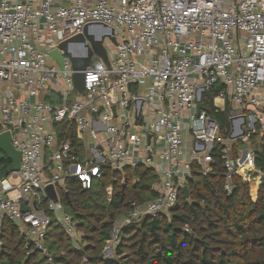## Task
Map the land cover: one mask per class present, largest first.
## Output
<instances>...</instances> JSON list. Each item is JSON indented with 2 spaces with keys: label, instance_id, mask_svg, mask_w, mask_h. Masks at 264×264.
Returning a JSON list of instances; mask_svg holds the SVG:
<instances>
[{
  "label": "built area",
  "instance_id": "obj_1",
  "mask_svg": "<svg viewBox=\"0 0 264 264\" xmlns=\"http://www.w3.org/2000/svg\"><path fill=\"white\" fill-rule=\"evenodd\" d=\"M53 3L0 0V134L10 131L21 153L20 170L0 181V239L8 219L27 251L47 254L48 211L75 243L78 222L59 195L51 200L47 187L58 194V186L74 178L91 189L104 168L144 165L159 177V195L118 218L103 256L117 250L125 226L169 217L194 164L212 173L218 148L228 192L235 177L248 184L262 180L256 157L264 156V0ZM87 25L97 40L108 33L103 25L113 28L117 45L104 39L110 67L94 54L81 93L69 58L62 52V69L50 52ZM70 51L88 56L82 43L70 44ZM207 106L226 113L229 130L222 133ZM72 131L84 147L80 157L73 153ZM107 192L112 197L113 187ZM24 202L30 211H21Z\"/></svg>",
  "mask_w": 264,
  "mask_h": 264
},
{
  "label": "trees",
  "instance_id": "obj_2",
  "mask_svg": "<svg viewBox=\"0 0 264 264\" xmlns=\"http://www.w3.org/2000/svg\"><path fill=\"white\" fill-rule=\"evenodd\" d=\"M208 109L219 121L222 133L229 130L226 113L215 114L210 106ZM65 126L66 123L59 130ZM66 137L59 133L60 141ZM70 137L73 153L80 157L84 147L75 131ZM219 149L214 152L212 173L205 175L194 164L188 193L180 191L169 217L148 216L121 230L118 259L103 256L115 222L131 211L133 204L143 206L159 195V177L144 165L128 166L123 172L104 168V176L87 190L74 178L58 186L66 213L78 222L81 246L75 245L47 211L53 219L46 238L48 253L29 252L17 225L5 219L0 264H264V177L251 184L235 177L234 189L228 192ZM256 163L264 172V156L257 155ZM10 164L8 160L3 162L6 168ZM47 166L52 169L51 163ZM47 173L52 176L51 171ZM110 186L112 197L107 192Z\"/></svg>",
  "mask_w": 264,
  "mask_h": 264
},
{
  "label": "water",
  "instance_id": "obj_3",
  "mask_svg": "<svg viewBox=\"0 0 264 264\" xmlns=\"http://www.w3.org/2000/svg\"><path fill=\"white\" fill-rule=\"evenodd\" d=\"M104 29L108 32L103 36L101 40H97L94 35L90 33V26L87 25L84 28L82 34H79L75 37L70 38L67 41L61 43L59 49L50 52V57L57 61L58 65L63 69L64 68V56L69 58L72 68L75 71L74 73V84L75 88L79 92L84 91V71L87 67H93V55L100 56L104 63L110 67V60L107 48L104 44V39H109L113 45H117L115 30L106 25H103ZM73 43H82L87 49L88 56L85 58L75 57L70 51V44ZM206 95L211 98V94L206 92ZM199 110L204 108L202 103L199 104ZM113 112L116 113V109L113 108ZM10 161L11 164L5 170L0 171V181L8 177L12 172L19 171L21 167V153L14 149L12 145V134L10 131L0 134V163L4 161ZM184 192L188 193V187L183 188ZM47 193L49 194L51 200L58 202V194L56 193V188L53 185L47 187ZM21 211L28 212L30 211L29 207L26 206V203H22L20 206ZM83 264H86L84 262Z\"/></svg>",
  "mask_w": 264,
  "mask_h": 264
},
{
  "label": "crops",
  "instance_id": "obj_4",
  "mask_svg": "<svg viewBox=\"0 0 264 264\" xmlns=\"http://www.w3.org/2000/svg\"><path fill=\"white\" fill-rule=\"evenodd\" d=\"M99 0H86V4L89 5V4H94V3H97ZM73 3V0H63V4L65 5H68V4H72ZM54 6H59V0H54V3H53ZM185 139L187 141L186 143V148L187 149H190V145H191V142H190V138L188 137V134H185ZM257 145V144H255ZM78 247V245H77Z\"/></svg>",
  "mask_w": 264,
  "mask_h": 264
},
{
  "label": "rangeland",
  "instance_id": "obj_5",
  "mask_svg": "<svg viewBox=\"0 0 264 264\" xmlns=\"http://www.w3.org/2000/svg\"><path fill=\"white\" fill-rule=\"evenodd\" d=\"M241 145H242V144H241ZM239 146H240V145H239ZM75 245H76V246H77V245H78V246H81V245H82V233L79 232V231H78V237H77V239H76ZM114 252H116V251H112V253H111V252H107V253L104 254V257H105V258H109V257L114 258L113 260L118 259L116 253H114ZM114 254H115V255H114Z\"/></svg>",
  "mask_w": 264,
  "mask_h": 264
}]
</instances>
